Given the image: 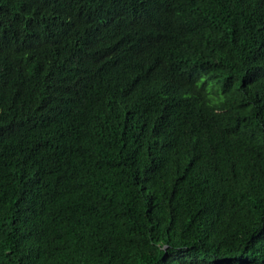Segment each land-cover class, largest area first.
<instances>
[{
    "label": "trees",
    "instance_id": "1",
    "mask_svg": "<svg viewBox=\"0 0 264 264\" xmlns=\"http://www.w3.org/2000/svg\"><path fill=\"white\" fill-rule=\"evenodd\" d=\"M141 6L0 0V264H264V0Z\"/></svg>",
    "mask_w": 264,
    "mask_h": 264
},
{
    "label": "clouds",
    "instance_id": "2",
    "mask_svg": "<svg viewBox=\"0 0 264 264\" xmlns=\"http://www.w3.org/2000/svg\"><path fill=\"white\" fill-rule=\"evenodd\" d=\"M98 3L99 0H95ZM197 0H141V13L122 20L124 29L129 26L133 36L151 42L163 50L176 47L175 37L193 22V10ZM145 23L151 24L147 32L141 30ZM119 28V29H120Z\"/></svg>",
    "mask_w": 264,
    "mask_h": 264
}]
</instances>
